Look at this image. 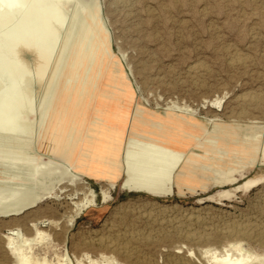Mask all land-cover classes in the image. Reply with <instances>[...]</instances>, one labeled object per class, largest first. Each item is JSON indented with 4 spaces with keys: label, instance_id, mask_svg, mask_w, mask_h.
Listing matches in <instances>:
<instances>
[{
    "label": "rangeland",
    "instance_id": "rangeland-1",
    "mask_svg": "<svg viewBox=\"0 0 264 264\" xmlns=\"http://www.w3.org/2000/svg\"><path fill=\"white\" fill-rule=\"evenodd\" d=\"M91 1L72 0L63 25L53 21L43 35L49 40L47 36L58 31L59 38L41 85L34 43L19 44L27 32L17 33L13 44L5 35L8 27L23 22L22 13H12L8 24L0 21V50L4 49L0 100L17 103L20 111L29 110L21 111L19 120L35 129L28 141L12 146L0 142V183L24 181L1 164L28 158L26 148L36 162L44 155L85 171L79 181L63 179L19 212L0 213V264H24L23 258L33 264H217L240 257L248 264H264V0ZM79 15L99 60L89 72L95 86L86 101L88 115L77 128L78 142L70 156L60 157L44 152L36 128L42 123L45 95L70 33L68 26ZM16 61L22 62L21 69ZM111 74L116 75V99L102 97ZM64 75L52 95L59 107L67 96L61 88L69 87ZM23 79L28 93L23 91ZM78 96L75 92L72 109ZM108 106L122 110L114 113L115 143L109 148L103 144V150L92 157L89 137L95 132V115ZM15 117L11 111L2 123H13ZM57 118L53 115L52 121ZM175 119L196 128L180 130ZM219 126L230 133L219 132ZM173 129L182 142L173 162L163 171L138 172V176L139 168L151 170L161 161L135 160L137 151L131 149L145 137ZM90 162L93 167L110 166L113 185L105 180L107 176H90L85 167ZM141 178L160 186L162 193L136 189ZM22 240L28 243L21 245Z\"/></svg>",
    "mask_w": 264,
    "mask_h": 264
},
{
    "label": "bare ground",
    "instance_id": "bare-ground-1",
    "mask_svg": "<svg viewBox=\"0 0 264 264\" xmlns=\"http://www.w3.org/2000/svg\"><path fill=\"white\" fill-rule=\"evenodd\" d=\"M85 1H88V0H85ZM71 2H72V0H0V6L2 8L0 11V21L3 24H8L10 22V17L12 15V13H14V12L22 13L21 15L23 18V22H21V24L8 27V30L5 32V35L8 36V38L10 39L9 40L10 43L13 44L16 42L15 36L17 33L21 32V31L27 32V33L24 32L27 35V38H25L23 41L21 40V42L19 44L24 45L29 40H32V42L34 43L33 53H35L34 55L36 58L35 59V69H36V74H37V83H39V85H41V83H42L43 77L45 75V72L47 70L51 56L54 53V50H55V47L57 45V41L59 38L58 37V31H54L52 34H49V36H47L49 40H46L43 37V35H46L49 32V26L51 25V23L53 21H57V23L54 22V24L55 23L59 24L60 27L63 25L65 14L69 10V8L71 6ZM118 2H122V1H118ZM91 4L94 5L93 2ZM91 4H87V5L92 6ZM76 5H75V7H76ZM123 5H125V3ZM84 7H85V5H84ZM72 8H73V6H72ZM77 11H79V10H77ZM72 13L74 14V11ZM66 15H68V14H66ZM69 15L71 16V14H69ZM93 17H94V15H93ZM68 20H69V18H68ZM94 20H96V19H94ZM68 23H69V21H68ZM65 24L66 23L64 22V28H65ZM51 26L53 27V25H51ZM96 26H97L96 28L99 29L97 23H96ZM69 27L71 28L70 33L67 34L66 41H65V43H63L65 45H64L63 50L61 51V54H60V57L58 60V65L55 68V71L53 73L52 84L49 87V89L47 90L46 95H45L43 111H42V113H43L42 123L38 128H36V130H37L36 140L39 141L40 138L42 139V143H43L42 148L45 150L44 152H46L49 155L51 154V155L60 156V157L70 156V154L73 151V148L75 147V145L78 142V139L80 136H78V134H77V128L79 127V123H81V121L84 120V118L88 115V109L89 108H88V102H86V101L88 100L87 98H89V96H90L88 93L92 92L94 90V86H95L94 81L89 76V74H90L89 72H93L94 67L97 65L98 60H99V55L96 51V47L92 43V40L90 39V36L88 34L89 31L86 30L80 15H79V17L77 16L72 20L71 26H68V28ZM67 32H68V30H67ZM2 49L0 51H2ZM3 51H4V49H3ZM4 55H5V52H4ZM16 66L19 69H21L22 68V62L16 61ZM52 66H53V64H52ZM10 68H11V66H10ZM51 69H53V68H51ZM63 73L65 75H67V77H68V78L66 77L65 81L69 82V85H68L69 87L63 86L61 88L67 93V96L65 98L64 105L59 107V106H57V104H53L52 95H53L54 91L56 90L57 82L59 80L61 82L64 81L63 78H60L61 74L63 75ZM13 77H15V76H13ZM115 78H116V75L111 74L108 84L105 85L107 92L105 90H103L102 97H104L106 99L107 98L111 99L113 97L116 99L119 97L118 96V90L116 89V85H115V82H116ZM80 80H81V83H80L81 85L78 88L76 85L78 84V82H80ZM23 83H24L23 91L25 93H28V89H29L28 87L29 86H28L27 80L23 79ZM65 84H66V82H65ZM18 87H20V86H18ZM13 92H15V91H13ZM75 92H78L80 98L78 96L76 98L77 100H74L75 108L72 109L70 107V104L73 103ZM119 92L122 93V91H119ZM11 95L14 96V94H12V93H11ZM16 96H18V95H16ZM1 97H3V96H1ZM19 99L20 98H18V101H19ZM28 99H29V102H31L32 97L28 98ZM11 100H13V99H11ZM22 103H25L24 100ZM29 104H31V103H29ZM19 106L20 105H17V103L12 104V101L10 103V102H7V100L5 101V99L0 100V142H6L9 144V146H12V144L15 145V142H23L24 140H27V137H30V135H31V137H33L35 134V133L32 134V132H34V130H35L33 126L25 123V121L23 122V120L22 121L19 120L21 111L24 113L25 112L27 113V111H29V110L23 111L22 109L20 111ZM105 109L106 110H99L98 111V114L95 115V122L92 119L94 122V125H92V126H94V129H92V130L93 131L95 130V132L89 137L90 138L89 155L92 157H94L95 155H98V152H101L103 150V147H104V146H102L103 144H106L109 148L112 145H114V143H115V139L113 137V131H114L113 128H117V126H115V125L118 124L117 123L118 120L115 117L114 113L122 112V110H118V109H115L113 107H109V108H105ZM11 111L16 112V117L14 118V121L12 120L13 123H6V124L2 123L3 119L6 117L7 114L9 116V113ZM30 111H33L32 105L30 107ZM53 115H58L56 122L52 121ZM47 117H48V122H46ZM32 118H33V116H32ZM8 120H7V122H8ZM168 122H169V120H168ZM171 122H173V121H171ZM174 122H175L174 124H176L178 127L182 126L180 130L184 129L186 131H191L192 129L196 128L193 125V123H191L189 121H180V119H175ZM42 130H43V132H42ZM218 130H219V132L224 133V134L230 133V132H227L221 126L218 127ZM157 132H158V129H157ZM159 132H160V130H159ZM132 134H134V133H132ZM179 135H181V134L178 133V135H177L175 130L173 132H171V131L165 132L164 131L162 135L155 134V135L150 136L149 138L145 137V141L141 145L139 144L138 145L139 147L135 146L134 149H131V150H134L133 152L137 151V154L135 156H133L134 155L133 154V155H131V157L132 156L134 158L136 157V158H138V160H142L144 158L145 159L150 158V159H154V160H159V162L161 161L160 163H164L160 166V163L158 161H156L159 163V165H157V167H155V168L152 166L154 169L148 170V168H147L146 171H143V168L142 169L139 168L138 170H136L137 173L138 172L139 173L147 172V174L150 175V173L152 174V173H157L159 171H163L162 169L166 168L165 166L167 164H169L168 162L173 160L172 157H173L174 151L177 150L178 149L177 147H179V145L181 146V144H182L181 140L177 137ZM141 138L142 137H140V139ZM187 139H190V137H188ZM129 144L132 145L131 143H129ZM23 151L27 154L28 158L26 157V159H21L20 157H18L14 160L8 159V160H6L5 163L1 164V165H4L6 167L8 172H10V174H12L14 178H18V179H21L24 181L23 182L21 181V183H18L17 185H15V183H13V184L0 183V213L19 212L22 209L26 208L27 206L35 204L42 197V195L49 194L52 191V188L57 183L61 182L63 179L69 178L70 180L79 181L85 173L84 169L79 170L78 167H76L74 165V163H67V165H65V164L63 165V164H60V162H58L57 160H53L49 156L43 155L42 157H40L39 161L36 162L34 159H31L29 157L32 155L31 150L29 148L23 149ZM18 152H20V151H18ZM251 152H253V151H251ZM142 153L144 156L142 155ZM128 156H129V154H128ZM128 156H127V158H128ZM136 158H135V160H136ZM154 160L153 161L150 160V161H152L154 163L155 162ZM91 162H93V161H91ZM91 162L89 164L85 165L87 171L90 173V176H93L95 179L105 178L107 176L105 180H107L108 182H110L111 185H113L115 179H114V177L113 178L109 177V175H111L110 173L112 172L111 167L108 166L107 164H105V165L95 164L93 167V165H91L92 164ZM140 162H142V161H140ZM171 162H173V161H171ZM129 164L130 163H128V166H129ZM135 165H137V164H135ZM141 165H144V164L141 163ZM147 167H148V165H147ZM184 170H186V169L184 168ZM133 171H135V170H133ZM139 173H138V176H139ZM33 177H37V179L34 180L32 184L31 183L28 184L27 182L31 181ZM134 177H136V175H134ZM145 177H146V175H145ZM145 177H144V179H145ZM130 178H133V177H130ZM144 179L141 178L140 180H138V182H136L137 180L135 181L137 183V184L135 183L136 189L145 190L147 192L154 193V194L162 193L161 192L162 188H160V186L157 187L156 186L157 184L156 185L148 184V182H146V180H144ZM152 179H154V178L152 177ZM129 181H131V180H129ZM132 181H134V178L132 179ZM155 182H157V178H156ZM161 184L162 183H160V185ZM128 185H130V184H128ZM131 186H132V184H131ZM104 197H106V194H104ZM155 223H157V222H155ZM175 232H177V231H175ZM180 235H182V234H180ZM134 238H135V236H134ZM21 243H22L21 245L27 244L28 241L22 240ZM125 246H127V245H125ZM125 255H126V252H125ZM257 259L258 258L256 257L255 260L257 261ZM23 262H24V264H33L28 258H23ZM248 263H249V261L246 258L240 257V258L236 259L235 261L225 260V261L219 262L217 264H248ZM35 264H45V263H35Z\"/></svg>",
    "mask_w": 264,
    "mask_h": 264
}]
</instances>
